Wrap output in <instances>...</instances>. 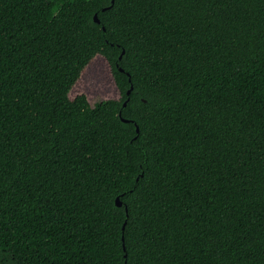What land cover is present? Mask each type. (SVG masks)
Instances as JSON below:
<instances>
[{"label":"trees","instance_id":"trees-1","mask_svg":"<svg viewBox=\"0 0 264 264\" xmlns=\"http://www.w3.org/2000/svg\"><path fill=\"white\" fill-rule=\"evenodd\" d=\"M103 4L0 0L1 264H124L132 185L134 264H264V0H136L118 30ZM98 56L119 98L71 97ZM145 80L157 107L129 155Z\"/></svg>","mask_w":264,"mask_h":264},{"label":"snow or ice","instance_id":"snow-or-ice-1","mask_svg":"<svg viewBox=\"0 0 264 264\" xmlns=\"http://www.w3.org/2000/svg\"><path fill=\"white\" fill-rule=\"evenodd\" d=\"M82 3L95 4L96 0H81ZM136 0H104L102 7L94 8L93 11L98 13L101 10L106 12L104 17L106 21V28L118 30L122 27L124 21V10L129 8ZM95 18V17H93ZM91 27V24H90ZM131 52V48H129ZM141 81H137V84ZM135 87V85L133 86ZM112 89L118 92L117 85L113 81ZM155 85L145 80L144 88L138 90L133 98H129L125 101V107L128 108L129 113L132 115L128 123L135 126V135L130 137V143L128 145L129 155L134 152L140 151L141 146L144 144L143 136L146 135L148 126L154 117V112L157 107V97L154 95ZM119 97L117 96V99ZM127 131L125 128H121L117 124V132L122 139L124 133ZM139 139V143L136 141ZM143 176V172L141 173ZM142 187V186H141ZM136 186L132 185L129 188L117 191L115 194V200H120L121 196L128 197V203L124 207V212L127 213L126 217L121 221V227L119 228V239L123 243V261L124 264H134L136 257L140 255L141 246L145 244L143 239L144 229L138 223L140 213L135 207V201L139 197V193L135 191ZM121 214L112 210L110 207L105 213L104 226L102 232L106 237H111L113 231L117 228L116 221L120 219ZM140 233V234H138ZM114 242V241H113Z\"/></svg>","mask_w":264,"mask_h":264},{"label":"rangeland","instance_id":"rangeland-1","mask_svg":"<svg viewBox=\"0 0 264 264\" xmlns=\"http://www.w3.org/2000/svg\"><path fill=\"white\" fill-rule=\"evenodd\" d=\"M113 79L108 64L102 57H96L86 68L79 81L70 92V96L85 94L92 99L97 96L103 98H117L119 93L112 89ZM1 264V262H0Z\"/></svg>","mask_w":264,"mask_h":264},{"label":"water","instance_id":"water-1","mask_svg":"<svg viewBox=\"0 0 264 264\" xmlns=\"http://www.w3.org/2000/svg\"><path fill=\"white\" fill-rule=\"evenodd\" d=\"M93 17H95L94 20H95L96 23H100V20H99V18H98L97 13H95ZM102 28L105 29L104 27H102ZM123 52H124V50L122 51V53H121V55L119 56V58H121ZM120 70L123 71V68H120ZM129 80H130V78H129ZM132 88H133V86L131 85L130 88L127 90V94H130ZM127 100H128V99H127ZM125 101H126V100H125ZM123 106H125V102L123 103ZM119 115H120V117H121V113H119ZM121 119H122L124 122H128V121H129V119H125V118H123V117H121ZM115 204H116V206H121L123 203H122V201H121V199H120V200H117V201L115 200Z\"/></svg>","mask_w":264,"mask_h":264}]
</instances>
